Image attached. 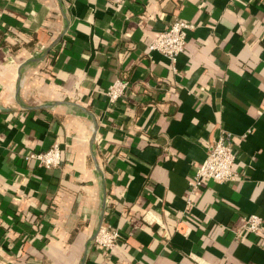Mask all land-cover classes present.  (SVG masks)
<instances>
[{"label": "crops", "instance_id": "obj_1", "mask_svg": "<svg viewBox=\"0 0 264 264\" xmlns=\"http://www.w3.org/2000/svg\"><path fill=\"white\" fill-rule=\"evenodd\" d=\"M220 129L237 180L190 193ZM0 264H264V0H0Z\"/></svg>", "mask_w": 264, "mask_h": 264}, {"label": "built area", "instance_id": "obj_2", "mask_svg": "<svg viewBox=\"0 0 264 264\" xmlns=\"http://www.w3.org/2000/svg\"><path fill=\"white\" fill-rule=\"evenodd\" d=\"M114 6H119L124 0H107ZM240 2L243 0H228ZM193 28V24L184 20L176 19L167 28L158 32L148 43L149 51H156L165 56L171 64L175 63L177 57L184 49L187 32ZM128 82L115 80L105 92L110 102H114L124 96ZM243 135L242 137H244ZM29 159L37 162L46 168L58 167L61 163L60 148L54 144L42 153H32ZM236 156L233 150L232 135L219 130V136L211 143L205 160L199 165L193 176L188 181L189 192H195L204 185V182L211 180L217 183H232L237 180L235 175ZM147 222V214L144 215ZM262 225V220L255 214L248 215L243 220L242 228L252 234H257ZM257 238V236H256ZM120 240V233L117 228L110 226L100 227L95 235V243L102 247L111 249Z\"/></svg>", "mask_w": 264, "mask_h": 264}]
</instances>
